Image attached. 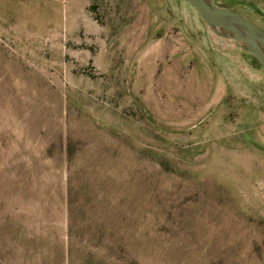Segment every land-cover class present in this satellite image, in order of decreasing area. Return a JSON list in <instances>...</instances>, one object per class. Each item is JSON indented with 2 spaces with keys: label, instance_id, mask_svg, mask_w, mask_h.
<instances>
[{
  "label": "rangeland",
  "instance_id": "obj_1",
  "mask_svg": "<svg viewBox=\"0 0 264 264\" xmlns=\"http://www.w3.org/2000/svg\"><path fill=\"white\" fill-rule=\"evenodd\" d=\"M0 264H264V67L186 0H0Z\"/></svg>",
  "mask_w": 264,
  "mask_h": 264
},
{
  "label": "water",
  "instance_id": "obj_2",
  "mask_svg": "<svg viewBox=\"0 0 264 264\" xmlns=\"http://www.w3.org/2000/svg\"><path fill=\"white\" fill-rule=\"evenodd\" d=\"M186 1L213 31L243 42L245 49L264 67V28L238 11L216 4L214 0Z\"/></svg>",
  "mask_w": 264,
  "mask_h": 264
},
{
  "label": "trees",
  "instance_id": "obj_3",
  "mask_svg": "<svg viewBox=\"0 0 264 264\" xmlns=\"http://www.w3.org/2000/svg\"><path fill=\"white\" fill-rule=\"evenodd\" d=\"M73 144L67 143V150L72 153L76 147ZM68 199H69V235L71 238L74 234L81 233L83 237H87L89 241L95 239L104 243L105 247L109 249H118L123 243L119 230H117L115 217L108 214L107 211L103 213V216L98 219L93 217H87L83 213H79L72 207V200L75 199V187L69 183L68 186ZM80 217L81 221L76 224V217ZM75 230V232H74ZM71 243V251H72ZM121 250V248H120ZM71 256V255H70Z\"/></svg>",
  "mask_w": 264,
  "mask_h": 264
}]
</instances>
